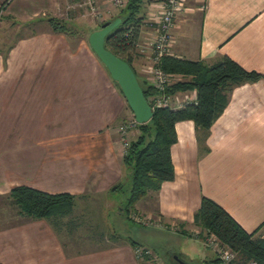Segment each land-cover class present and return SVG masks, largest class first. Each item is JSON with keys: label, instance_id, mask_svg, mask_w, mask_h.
<instances>
[{"label": "crops", "instance_id": "1", "mask_svg": "<svg viewBox=\"0 0 264 264\" xmlns=\"http://www.w3.org/2000/svg\"><path fill=\"white\" fill-rule=\"evenodd\" d=\"M87 1L0 0V264L168 263L147 232L138 241L154 256L144 259L128 236L113 234L106 245H77L62 239L48 220L21 215L8 197L19 185L68 192L77 200L89 191L112 197L116 192L110 189L127 177L118 127L133 112L89 41L122 8L93 0L101 14L92 17ZM161 2L146 3L136 48L122 53L146 85L152 84L147 69ZM50 18L64 21L67 30H55ZM168 54L209 62L227 55L264 75V0H185ZM174 95L175 105L197 99L195 89ZM175 129V176L138 203L149 204L143 210L169 225L155 227L153 234L195 237L201 229L194 215L206 196L243 228L263 235L264 76L233 88L204 143L193 120L178 121ZM196 239L205 248L202 255L178 253L189 263L214 258L215 251Z\"/></svg>", "mask_w": 264, "mask_h": 264}, {"label": "trees", "instance_id": "2", "mask_svg": "<svg viewBox=\"0 0 264 264\" xmlns=\"http://www.w3.org/2000/svg\"><path fill=\"white\" fill-rule=\"evenodd\" d=\"M148 1L127 0L118 15L122 21L106 36L105 45L131 64L149 100L156 92L155 87L152 84L146 85L139 78L131 61L122 56L123 52L136 48L140 26L145 20L144 8ZM49 22L55 30H67L66 24L60 19L50 18ZM160 65L165 71L182 77L169 86L170 93L195 89L197 101L187 103L181 108L169 106L155 108L152 119L140 124L139 132L130 140L124 155L127 177L113 186L110 191L118 192L126 184L129 185L130 196L124 206V214L126 218L133 221L135 219L131 212L136 210L137 202L151 192H158L164 181L172 180L175 176L171 154L172 145L177 142L175 124L181 120H193L197 138L201 144L204 143L211 126L229 103L233 88L244 83L258 81L264 76L256 70L244 68L227 55L209 62L167 54L162 57ZM8 197L17 206L21 215L33 219H46L59 232L64 227H69L71 232L79 226L72 225L73 219L76 220L73 217L77 201L75 194L50 193L27 185H19L12 188ZM194 224L201 229L196 235L204 242L207 236L213 233L222 243L237 252L240 261L232 260L226 264H249L251 261L264 264V234L256 236L257 231L250 232L243 228L215 200L203 196L201 205L194 215ZM130 240L135 248L139 246L149 248L132 237ZM154 248L159 250L157 247ZM166 255L169 264L189 263L178 251L169 250L166 251ZM194 262L189 264H222V259L216 255L204 262Z\"/></svg>", "mask_w": 264, "mask_h": 264}, {"label": "rangeland", "instance_id": "3", "mask_svg": "<svg viewBox=\"0 0 264 264\" xmlns=\"http://www.w3.org/2000/svg\"><path fill=\"white\" fill-rule=\"evenodd\" d=\"M110 5L113 6L112 4ZM91 15L92 17L96 16L94 13L90 12V16ZM129 196L130 189L127 184L122 190L116 192L112 197L97 194L94 191H89L86 199H78L76 201L73 216L76 220L73 219L72 225L76 224L79 226L71 232L69 227H64L60 233L62 239L65 241H71L69 238H72L77 242V245L96 246L111 244L113 242V239L111 238L113 234L141 240V234L143 235L144 232H147V236L151 238V244L157 247L160 251L164 250L166 252V250L169 249L172 251L182 250L190 256H196L197 253L202 255V253H204L205 248L201 243L202 241L196 239L198 238L196 235L194 237L188 235H177L169 232L155 235L153 234L155 233L154 231H159L155 227L145 228L142 226L143 224L126 218L124 214V206L126 205ZM139 201L136 204V210L131 212L133 219L135 218V215L147 216L150 214L149 212L143 210L145 208L144 206L149 204H142V208H140L138 206ZM66 220L67 219H65V221ZM207 247L211 248L212 246ZM216 255L217 254L215 253V256ZM233 261H240V257L237 252H235Z\"/></svg>", "mask_w": 264, "mask_h": 264}, {"label": "built area", "instance_id": "4", "mask_svg": "<svg viewBox=\"0 0 264 264\" xmlns=\"http://www.w3.org/2000/svg\"><path fill=\"white\" fill-rule=\"evenodd\" d=\"M108 1L113 6L119 8H123L127 3V0ZM85 3L89 4V9L92 13H94L96 16H100L101 13L93 0H88ZM161 3V10L157 15H155L157 33L156 37L150 45V66L147 69L152 80V85L156 89L154 95H152L148 100L153 110L158 107L168 106L171 108H175L176 106L181 104H187L197 101V99H195L192 102H187L189 100V98H187V100H184V102L187 103L178 101L180 103H178V105H175L173 103V97L174 99L177 97L174 95L175 93L172 94L168 91L169 86L172 83L180 80L182 77L180 75H174L165 71L160 64L162 57L169 53L170 46L172 43V28L175 26V20L177 16L185 8V0H162ZM140 124L141 123L136 120L134 115H132V117L126 119L118 127V132L120 133L122 139V147L124 150V154L126 153V150L129 147L131 133H138ZM134 217L137 222L146 226L161 227L165 229L169 228L167 225H164L159 219L156 220L155 218L149 215H135ZM205 244H207L208 246H212L211 248L222 259V264L229 263L235 257V251L228 247L226 244L222 243L213 233L207 236V238L205 239ZM135 251L137 256L143 259L146 257L154 256V251L144 246L137 247ZM249 264L257 263L256 261H251Z\"/></svg>", "mask_w": 264, "mask_h": 264}, {"label": "water", "instance_id": "5", "mask_svg": "<svg viewBox=\"0 0 264 264\" xmlns=\"http://www.w3.org/2000/svg\"><path fill=\"white\" fill-rule=\"evenodd\" d=\"M120 17L113 21H106L101 28L90 34L89 41L101 61L107 66L112 78L118 82L127 100L128 106L136 120L143 124L149 122L154 114L144 90L131 64L118 56L106 45V36L120 23ZM184 263V262H183Z\"/></svg>", "mask_w": 264, "mask_h": 264}]
</instances>
